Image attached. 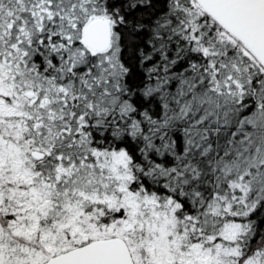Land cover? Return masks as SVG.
<instances>
[{"label": "snow or ice", "instance_id": "snow-or-ice-1", "mask_svg": "<svg viewBox=\"0 0 264 264\" xmlns=\"http://www.w3.org/2000/svg\"><path fill=\"white\" fill-rule=\"evenodd\" d=\"M0 264H264V0H0Z\"/></svg>", "mask_w": 264, "mask_h": 264}]
</instances>
